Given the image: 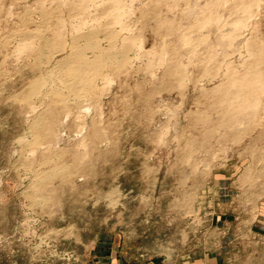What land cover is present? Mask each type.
I'll return each instance as SVG.
<instances>
[{
	"label": "rangeland",
	"instance_id": "rangeland-1",
	"mask_svg": "<svg viewBox=\"0 0 264 264\" xmlns=\"http://www.w3.org/2000/svg\"><path fill=\"white\" fill-rule=\"evenodd\" d=\"M111 248L264 264V0H0V264Z\"/></svg>",
	"mask_w": 264,
	"mask_h": 264
},
{
	"label": "bare ground",
	"instance_id": "bare-ground-1",
	"mask_svg": "<svg viewBox=\"0 0 264 264\" xmlns=\"http://www.w3.org/2000/svg\"><path fill=\"white\" fill-rule=\"evenodd\" d=\"M216 18H207V19H204V24L203 26H206V27H210L213 25L214 22H216ZM224 37V36H222ZM93 40V39H92ZM96 44V42H95ZM94 45L92 42L89 43V46H92ZM101 48V47H100ZM96 49V48H95ZM93 51V50H92ZM98 51V50H97ZM88 67H89V64L88 63H80L78 65H73V66H70V68L66 69V74H67V77L68 79L66 78V81H64V85H63V88L67 89L69 92H78L79 90H85V89H88L91 87V83H92V80L90 77H88V74H87V70H88ZM95 72L98 73V70H96ZM248 73V72H247ZM55 77V76H54ZM233 79V78H232ZM45 83V82H44ZM43 83V84H44ZM43 84H39V82H35L32 86V89L34 90L35 88L38 89L40 86H42ZM61 85V84H60ZM234 85V84H233ZM241 85V84H239ZM244 87V86H243ZM236 92V91H235ZM234 94V93H233ZM231 96V95H230ZM233 96V95H232ZM235 96V95H234ZM233 96V97H234ZM239 97V96H238ZM240 98V97H239ZM233 100V99H232ZM237 103V102H236ZM241 104V103H239ZM238 105V104H237ZM243 105V104H241ZM88 109V108H86ZM89 113V112H88ZM236 113V112H235ZM238 114H239V111H238ZM237 114V115H238ZM240 115V114H239Z\"/></svg>",
	"mask_w": 264,
	"mask_h": 264
},
{
	"label": "crops",
	"instance_id": "crops-1",
	"mask_svg": "<svg viewBox=\"0 0 264 264\" xmlns=\"http://www.w3.org/2000/svg\"><path fill=\"white\" fill-rule=\"evenodd\" d=\"M93 264H161L157 260H151L149 262L145 261H137V262H131L125 259L121 254H118V251L115 249H109L105 250V252L101 255V257L96 260ZM202 264H206L205 261L202 262ZM215 264V263H212Z\"/></svg>",
	"mask_w": 264,
	"mask_h": 264
}]
</instances>
